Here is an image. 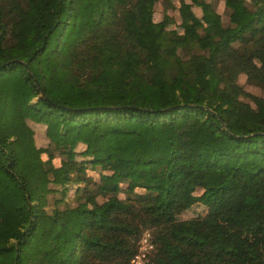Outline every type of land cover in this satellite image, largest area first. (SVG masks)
Wrapping results in <instances>:
<instances>
[{
  "label": "trees",
  "instance_id": "1",
  "mask_svg": "<svg viewBox=\"0 0 264 264\" xmlns=\"http://www.w3.org/2000/svg\"><path fill=\"white\" fill-rule=\"evenodd\" d=\"M240 74L264 88V0H0V264H133L146 231L141 264H264Z\"/></svg>",
  "mask_w": 264,
  "mask_h": 264
},
{
  "label": "rangeland",
  "instance_id": "2",
  "mask_svg": "<svg viewBox=\"0 0 264 264\" xmlns=\"http://www.w3.org/2000/svg\"><path fill=\"white\" fill-rule=\"evenodd\" d=\"M156 9H158V10L161 9V5H160L159 2L156 5ZM217 10H218L219 13L222 14L223 19L226 20V16H225V13H224L223 2L217 3ZM196 11L198 12L197 9H196ZM170 14L171 15H170V17L168 19L167 27L169 28V30L180 31L179 23H180L181 19H180L178 13L176 11H172ZM161 16L162 15L157 12V13L154 14V19L155 20H160ZM238 82L243 86V88L246 91H248V92H250V93H252L254 95L264 96V88L262 86H260V85H255L253 83L248 82L247 79H246V76L244 74H240L238 76ZM29 123L35 130V138H36L37 144L39 146L48 145L50 140H49V138L47 136L46 125L43 124V123H36L35 121H32V120H29ZM57 163H58V161H57ZM96 177H97V175H96ZM202 209H203V207L201 205H193L191 208H189V209L185 210L183 213H181L180 217L182 219H187V218L194 217L197 214L202 213L203 212ZM140 248L142 250L144 248V245L141 243V240L138 241V251H139Z\"/></svg>",
  "mask_w": 264,
  "mask_h": 264
},
{
  "label": "built area",
  "instance_id": "3",
  "mask_svg": "<svg viewBox=\"0 0 264 264\" xmlns=\"http://www.w3.org/2000/svg\"><path fill=\"white\" fill-rule=\"evenodd\" d=\"M140 240H141V243L144 245V248H143V250L141 248L139 249V251L137 252V255L133 259V264H141L144 257H146V254L152 248V245L149 242V233L148 232H145L142 235Z\"/></svg>",
  "mask_w": 264,
  "mask_h": 264
}]
</instances>
